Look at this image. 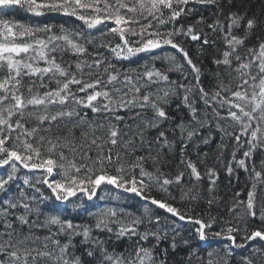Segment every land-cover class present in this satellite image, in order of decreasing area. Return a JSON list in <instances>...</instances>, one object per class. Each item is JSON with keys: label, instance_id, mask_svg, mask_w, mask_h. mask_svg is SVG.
I'll use <instances>...</instances> for the list:
<instances>
[{"label": "snow or ice", "instance_id": "snow-or-ice-1", "mask_svg": "<svg viewBox=\"0 0 264 264\" xmlns=\"http://www.w3.org/2000/svg\"><path fill=\"white\" fill-rule=\"evenodd\" d=\"M0 264H264V0H0Z\"/></svg>", "mask_w": 264, "mask_h": 264}, {"label": "trees", "instance_id": "trees-1", "mask_svg": "<svg viewBox=\"0 0 264 264\" xmlns=\"http://www.w3.org/2000/svg\"><path fill=\"white\" fill-rule=\"evenodd\" d=\"M8 18H12L18 21H22L25 23H37V22H49V23H67V26L73 27L74 24L71 19L64 18V17H53V18H29L25 13L19 11V10H12L8 12ZM79 23V22H76ZM193 53H195V49L192 50ZM218 183L221 186V194L227 193L228 195H231L232 188L229 185V177L227 176L226 172L224 171L223 167L220 166V180ZM248 183L247 176L243 171L241 170L239 172V181L236 180L235 176L231 178V184L235 186L236 190H242L243 192H246L247 189L245 185ZM103 195V193H101ZM103 204L102 201H96L95 203L90 202L88 207L91 210H95L97 205ZM75 215V213H73Z\"/></svg>", "mask_w": 264, "mask_h": 264}]
</instances>
